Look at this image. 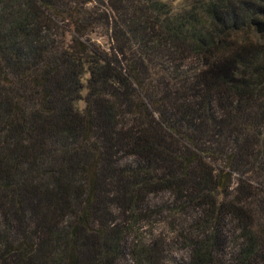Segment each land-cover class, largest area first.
<instances>
[{"label": "trees", "instance_id": "trees-1", "mask_svg": "<svg viewBox=\"0 0 264 264\" xmlns=\"http://www.w3.org/2000/svg\"><path fill=\"white\" fill-rule=\"evenodd\" d=\"M0 264H264V0H0Z\"/></svg>", "mask_w": 264, "mask_h": 264}, {"label": "rangeland", "instance_id": "rangeland-1", "mask_svg": "<svg viewBox=\"0 0 264 264\" xmlns=\"http://www.w3.org/2000/svg\"><path fill=\"white\" fill-rule=\"evenodd\" d=\"M171 2L175 7L179 6L180 3L183 0H166ZM84 104L81 103V106H83ZM169 199V194L168 193H160L157 195H153L150 197V204L151 205H156V204H161L164 201H167ZM145 224V231H149V229H153L154 233H158L160 231V229H163V225L158 223V218L156 219V221L153 222V225L150 226ZM167 230L166 234L168 233L167 236H170V230L168 231V229L165 228V231ZM147 233V232H146ZM184 248H182L181 244H177V243H173V242H169L168 245L165 247L163 256L165 258V260L168 263H176V262H182L183 260H185L187 258V253L185 250H183Z\"/></svg>", "mask_w": 264, "mask_h": 264}]
</instances>
